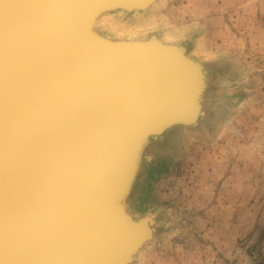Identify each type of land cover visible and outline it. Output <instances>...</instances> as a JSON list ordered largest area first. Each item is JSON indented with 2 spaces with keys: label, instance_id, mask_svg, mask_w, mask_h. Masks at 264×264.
<instances>
[{
  "label": "water",
  "instance_id": "obj_1",
  "mask_svg": "<svg viewBox=\"0 0 264 264\" xmlns=\"http://www.w3.org/2000/svg\"><path fill=\"white\" fill-rule=\"evenodd\" d=\"M121 1L143 4L0 0V264H130L156 234L124 206L148 141L199 121L207 75L183 43L96 33Z\"/></svg>",
  "mask_w": 264,
  "mask_h": 264
},
{
  "label": "rangeland",
  "instance_id": "obj_2",
  "mask_svg": "<svg viewBox=\"0 0 264 264\" xmlns=\"http://www.w3.org/2000/svg\"><path fill=\"white\" fill-rule=\"evenodd\" d=\"M150 16L113 21L176 35L208 77L199 121L143 153L127 204L156 234L132 264H264V0H168Z\"/></svg>",
  "mask_w": 264,
  "mask_h": 264
},
{
  "label": "bare ground",
  "instance_id": "obj_3",
  "mask_svg": "<svg viewBox=\"0 0 264 264\" xmlns=\"http://www.w3.org/2000/svg\"><path fill=\"white\" fill-rule=\"evenodd\" d=\"M168 0H143V4H141L139 7H132V8H126V3L124 2H115L112 4L111 8H107L106 10L100 12L93 20V24H92V29L98 33L99 35H101L102 37L106 38V39H111V40H119V41H133L135 40L137 37H133V36H129V34H133L132 32L129 33V31L122 33L121 30L118 28L119 24L114 22L113 19L114 18H121L123 16H127L130 18V20L132 21L134 18H149V15L152 16V14L154 12H156L157 10H159L162 5L164 3H166ZM160 15V14H159ZM150 16V17H151ZM158 17V16H157ZM154 20V18H153ZM158 20V19H156ZM163 20V19H162ZM134 21V20H133ZM127 22V21H126ZM166 22V21H165ZM142 23V22H141ZM156 23V22H155ZM160 23V22H158ZM134 24V23H133ZM139 24V21H138ZM157 24V23H156ZM167 24V23H166ZM146 25V24H145ZM164 25V24H163ZM150 26V24H149ZM153 26V25H152ZM155 26V25H154ZM165 26V25H164ZM120 27V26H119ZM144 27V26H143ZM121 28V27H120ZM130 28V27H129ZM149 28V27H148ZM102 29H107V33H103ZM125 30V29H124ZM137 30V29H136ZM104 31V30H103ZM183 31V30H182ZM114 32V34L112 33ZM184 33V32H182ZM180 34V33H179ZM186 34V33H184ZM190 34V33H189ZM139 36V40H146L147 38L144 37L143 33H138ZM147 36V35H146ZM179 38V37H178ZM178 38L176 37V35H172L169 34L167 32L162 33L160 36H158L157 41L159 44L163 45V46H167V45H175L176 47H178L179 49H182V41L178 40ZM129 39V40H127ZM185 39V38H184ZM188 39V38H187ZM183 40V39H182ZM174 42V43H173ZM199 47V46H197ZM182 51L184 52V54L188 57H191V55L194 53L192 51L189 52H185L183 49ZM203 52V51H202ZM204 53V52H203ZM206 54V53H205ZM204 54V55H205ZM199 55V54H198ZM203 57V56H201ZM207 57V56H206ZM209 58V57H208ZM203 59V58H202ZM203 63V62H202ZM204 64V63H203ZM208 65V64H207ZM212 65V64H211ZM205 67V66H204ZM211 67V66H210ZM209 75V74H208ZM208 77V76H207ZM166 82L167 85L169 84H173L174 81L167 76L166 77ZM199 87V82L198 81H192V84L186 89V91L184 92V94L182 95V97L187 95L191 98V94L193 91H195L197 88ZM204 94V93H203ZM210 98V97H209ZM202 100V99H201ZM203 102V101H202ZM211 107V106H210ZM204 110V109H203ZM205 115V114H204ZM204 122V121H203ZM182 127L183 125H173V127ZM173 127L169 128L168 130H166L163 134H160L159 136H157L156 138L150 139V141H148V145L153 142V141H157L159 138H161L163 135L166 134L167 131H170V129H172ZM203 128V127H202ZM173 130V129H172ZM185 132V131H184ZM190 133V132H189ZM171 134V133H170ZM194 134V133H193ZM175 135V134H174ZM181 136V135H180ZM180 139V137H179ZM166 140V139H165ZM173 143V142H172ZM147 146V145H146ZM161 146V145H160ZM149 148V147H148ZM159 148V147H158ZM155 150V149H154ZM148 152V151H147ZM155 152V151H153ZM152 153V152H151ZM149 154V153H148ZM145 155V154H144ZM153 157V154H152ZM141 166H147L146 162H143L140 164V167L138 166V172L136 174V178L134 180L133 183V188L136 186V182L140 173V168ZM140 180V179H139ZM142 184V183H141ZM145 185V184H144ZM139 190V189H138ZM135 193V192H134ZM126 212L130 215V217H132V219L134 221H138V218H134L133 215V211L132 209L128 206L127 202H126V206H124ZM144 215H148L150 218H152V216L150 214H144ZM143 215V216H144ZM157 222V221H156ZM155 239V235L154 236H150L148 237L146 240L142 241L141 245L138 247V249L136 250V252L133 254L132 256V260L130 262V264L133 263L134 259L137 257L138 254H140L143 249L148 245V243H150L151 241H153ZM156 241V240H155ZM152 244V243H151ZM145 251V250H144Z\"/></svg>",
  "mask_w": 264,
  "mask_h": 264
}]
</instances>
